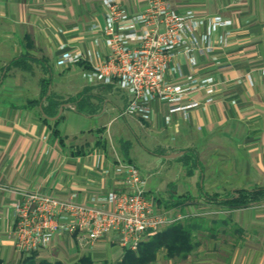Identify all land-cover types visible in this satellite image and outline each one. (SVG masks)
Returning a JSON list of instances; mask_svg holds the SVG:
<instances>
[{
  "label": "crops",
  "instance_id": "1",
  "mask_svg": "<svg viewBox=\"0 0 264 264\" xmlns=\"http://www.w3.org/2000/svg\"><path fill=\"white\" fill-rule=\"evenodd\" d=\"M117 1L132 12L145 6V0ZM172 2L180 12L194 10L199 33L209 15L230 20L213 33L211 51L193 54L196 64L180 54L165 75L169 84L213 76L216 88L210 101L202 89L185 96L182 104L201 102L188 110L172 112L181 103L155 99L146 119L125 112L129 95L116 84L86 79L108 51L103 0H0V264H19L25 253L14 235L16 190L75 194L90 203L125 188L119 160L146 175L153 209L177 216L168 224L190 217L206 222L187 257H167L163 249L149 264H264V201L229 209L207 196L264 185V0ZM65 52L84 58L58 64ZM25 55L50 64V99L41 85L42 61H30V70L5 69ZM124 252L116 234L87 245L79 234L60 233L37 256L117 263Z\"/></svg>",
  "mask_w": 264,
  "mask_h": 264
},
{
  "label": "built area",
  "instance_id": "2",
  "mask_svg": "<svg viewBox=\"0 0 264 264\" xmlns=\"http://www.w3.org/2000/svg\"><path fill=\"white\" fill-rule=\"evenodd\" d=\"M106 7L108 48L106 58L93 62L85 72L90 84H116L129 95L125 109L150 119L151 102L161 99L181 103L171 109L188 110L201 105L198 100L182 104L189 93L202 89L210 101L216 88L213 76H187L183 83L169 84L165 75L170 63L180 54L196 64V51H211L212 35L225 20L221 15L205 18L206 30L199 33V18L193 9L177 10L172 0H145V6L132 12L117 0H103ZM94 27H98L95 24ZM82 52H65L58 64L83 60ZM177 70L182 73L181 67ZM117 172L125 183L123 190L95 196L92 202L78 200L75 194L58 197L37 190H21L14 204V235L20 252L31 253L47 248L55 235L79 234L81 241L92 244L116 234L124 248L136 250L146 234L156 232L172 221L167 214L153 209L146 175L134 163L119 160Z\"/></svg>",
  "mask_w": 264,
  "mask_h": 264
},
{
  "label": "trees",
  "instance_id": "3",
  "mask_svg": "<svg viewBox=\"0 0 264 264\" xmlns=\"http://www.w3.org/2000/svg\"><path fill=\"white\" fill-rule=\"evenodd\" d=\"M42 61L46 74L41 78V85L44 96L47 100L50 99L48 92L52 82V70L47 60L37 58L31 55L20 56L7 64L6 70L12 67H21L27 70L32 69L30 61ZM50 104H54L51 99ZM208 198L221 204L229 209H238L258 204L264 201V185L257 186L252 189H236L228 197L219 195L210 196ZM206 227L205 220H200L195 217L186 218L181 221H174L163 226L156 232L149 233L144 238L136 250L125 248L122 260L117 263L109 262L108 260L100 261L101 264H149L157 259L160 250H166L167 257H187L196 247L195 232L198 229ZM38 251L31 253H23L19 264H63L61 261H50L47 259H39ZM1 262V259H0ZM97 261L89 256L82 258V264H96Z\"/></svg>",
  "mask_w": 264,
  "mask_h": 264
},
{
  "label": "rangeland",
  "instance_id": "4",
  "mask_svg": "<svg viewBox=\"0 0 264 264\" xmlns=\"http://www.w3.org/2000/svg\"><path fill=\"white\" fill-rule=\"evenodd\" d=\"M200 211H201V210H200ZM194 212H195V210H194ZM170 216H171L170 219H171L172 217H173V218H177L176 215H170ZM25 253H27V252H25ZM100 260H101V259H100ZM100 260H98L96 264H101V263H100Z\"/></svg>",
  "mask_w": 264,
  "mask_h": 264
}]
</instances>
